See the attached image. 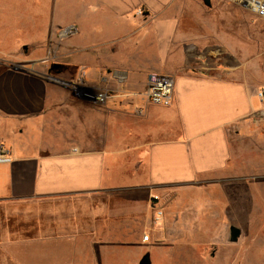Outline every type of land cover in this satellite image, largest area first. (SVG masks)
Here are the masks:
<instances>
[{"label": "crops", "instance_id": "crops-1", "mask_svg": "<svg viewBox=\"0 0 264 264\" xmlns=\"http://www.w3.org/2000/svg\"><path fill=\"white\" fill-rule=\"evenodd\" d=\"M218 1L209 7L202 0H19L16 6L26 10L18 13L0 0V29L28 19L36 31L12 50L0 45V58L33 68L0 71V148L12 158L0 163V207L19 214L38 200L87 195L84 227L69 230L76 232L70 239L81 231L87 253L95 255L121 246L152 251L140 248L151 240L149 234L142 240L146 228L138 231L133 218L122 219L120 201L109 194L146 190L144 209L153 227L162 221L165 228L153 236L168 237V229L182 223L181 195L201 194L200 188L250 172L239 146L247 143L249 150L264 142V106L257 96L264 83L229 69L235 36L223 28L235 16L253 15L228 0L221 1L233 8L213 9ZM70 26L78 29L72 38L53 36V29ZM81 35L86 46L76 43ZM77 52L84 61L73 60ZM75 64L88 87L111 92L105 104L48 81L77 80L82 70ZM153 72L174 77L171 105L144 98ZM139 199L134 194L130 200ZM157 209L164 216L155 224ZM130 231H138L133 239ZM53 236L43 238L61 237Z\"/></svg>", "mask_w": 264, "mask_h": 264}, {"label": "rangeland", "instance_id": "rangeland-1", "mask_svg": "<svg viewBox=\"0 0 264 264\" xmlns=\"http://www.w3.org/2000/svg\"><path fill=\"white\" fill-rule=\"evenodd\" d=\"M2 1L4 8L9 7L18 13L26 10L25 6H16L19 0ZM213 6V9L231 7L221 0ZM12 18L9 17L11 22ZM232 20L231 24L225 22L223 28L225 31L229 28V32L235 36L236 57L228 63L229 69L235 70L242 78L264 83V24L250 15L248 18L235 16ZM12 24V28L0 29V45L7 46V50H12L21 40L36 32L35 26L28 19ZM61 31L53 29V36L61 40L73 37L62 38ZM75 39L78 45H87L82 35ZM83 58V52L73 56V60L80 62L84 61ZM26 64L15 62L10 57L0 58V71L7 68L15 71L33 70ZM74 67L78 73L83 70L80 64ZM246 144H240L239 148L249 157L248 162L252 164L250 172L245 175L236 172L206 191L200 188L201 194L181 195L184 198L180 202L183 204L180 208L182 223L177 230L169 228L171 235L168 237L153 236V231L159 226L160 229L165 228L162 221L161 225L157 223L153 227L149 210H145L143 205V195H148L146 190L134 193L124 189L118 195L109 194L120 201L124 216L122 219L133 218L138 231L146 228L142 240L145 242L147 234L151 235V240L140 248L152 251H130L121 246L119 251L111 254L87 253V235L80 231V235L73 240L69 237H74L72 234L76 232L68 234L69 230L73 232L78 225L84 227V202L87 195L62 196L29 203L21 207L19 214H11L7 207H0V264H94L96 261L102 264H140L146 254L150 255L151 264H264V142L251 143L249 150H246ZM134 194H138L140 199L131 203ZM153 198V195H149L148 201L159 205L160 202H155ZM116 204L119 206V203ZM176 209L174 207L172 212ZM172 212L169 210V218ZM165 216L168 218L167 212ZM172 216L176 217L175 214ZM232 225L242 230L237 243L229 241ZM136 232L130 231L126 235L133 239ZM46 235L61 237L56 240L43 238ZM161 246L169 250L162 251Z\"/></svg>", "mask_w": 264, "mask_h": 264}, {"label": "built area", "instance_id": "built-area-1", "mask_svg": "<svg viewBox=\"0 0 264 264\" xmlns=\"http://www.w3.org/2000/svg\"><path fill=\"white\" fill-rule=\"evenodd\" d=\"M234 3L241 9L247 11L253 15L256 19L260 20L264 24V0H228ZM139 14H143L140 10ZM77 32L76 26H70L61 31V37H69ZM48 81L58 83L63 87L69 89L77 97L97 103L105 104L111 96L109 90H97L90 88L85 83V72L82 70V75L78 80H61L54 76H47ZM175 79L171 75L153 72L148 77L146 89L144 91V98L151 104L160 106H169L173 102L175 92ZM257 96L264 106V88H261L257 92ZM264 116V110L262 114ZM12 158L9 152L3 147L0 148V163H11ZM156 200V198H155ZM164 212L161 209H157L154 218V223L157 224L163 218ZM144 241H149V236L144 237Z\"/></svg>", "mask_w": 264, "mask_h": 264}, {"label": "water", "instance_id": "water-1", "mask_svg": "<svg viewBox=\"0 0 264 264\" xmlns=\"http://www.w3.org/2000/svg\"><path fill=\"white\" fill-rule=\"evenodd\" d=\"M205 5L211 7L212 3L211 0H202ZM242 235V230L235 226L232 225L230 226V231H229V241L232 243H237ZM140 264H151V258L149 254H146L140 261Z\"/></svg>", "mask_w": 264, "mask_h": 264}, {"label": "flooded vegetation", "instance_id": "flooded-vegetation-1", "mask_svg": "<svg viewBox=\"0 0 264 264\" xmlns=\"http://www.w3.org/2000/svg\"><path fill=\"white\" fill-rule=\"evenodd\" d=\"M51 68L53 69V71L59 72V66L57 63L56 64L54 63Z\"/></svg>", "mask_w": 264, "mask_h": 264}]
</instances>
